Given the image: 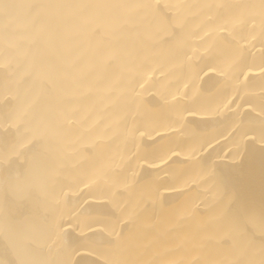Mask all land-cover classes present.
<instances>
[{
    "label": "bare ground",
    "instance_id": "bare-ground-1",
    "mask_svg": "<svg viewBox=\"0 0 264 264\" xmlns=\"http://www.w3.org/2000/svg\"><path fill=\"white\" fill-rule=\"evenodd\" d=\"M0 264H264V0H0Z\"/></svg>",
    "mask_w": 264,
    "mask_h": 264
}]
</instances>
